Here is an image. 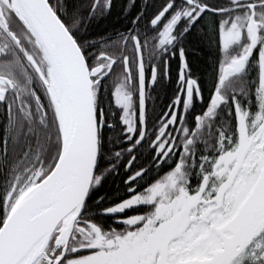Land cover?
I'll use <instances>...</instances> for the list:
<instances>
[{
    "label": "snow or ice",
    "instance_id": "obj_1",
    "mask_svg": "<svg viewBox=\"0 0 264 264\" xmlns=\"http://www.w3.org/2000/svg\"><path fill=\"white\" fill-rule=\"evenodd\" d=\"M115 6L0 0V264H264V0Z\"/></svg>",
    "mask_w": 264,
    "mask_h": 264
},
{
    "label": "trees",
    "instance_id": "obj_2",
    "mask_svg": "<svg viewBox=\"0 0 264 264\" xmlns=\"http://www.w3.org/2000/svg\"><path fill=\"white\" fill-rule=\"evenodd\" d=\"M156 0H149L148 4L145 3L144 0H135L137 6L143 9L146 5H151ZM219 3H226L227 0H216ZM115 8L112 11V14L106 19L99 21V25L102 28H107L109 31L112 30H123L129 23L128 17L129 13H134L136 11L135 8H128L129 0H114ZM95 30V26H94ZM189 60L193 63V65L199 69L198 74L204 75L207 78V74L210 73L213 65V57H214V47L211 46L207 39L202 37H198L194 43L189 47L188 50ZM177 61H171V70L172 76L175 77L176 74ZM174 88V84L171 81H166L164 85H162L158 89V97L156 100L157 111L160 110L167 102L168 96L170 95V89ZM153 95H157V93H153ZM147 155V153H145ZM155 175V173H153ZM120 177L117 176L114 180H110L108 184V188L114 191L117 187H121Z\"/></svg>",
    "mask_w": 264,
    "mask_h": 264
},
{
    "label": "flooded vegetation",
    "instance_id": "obj_3",
    "mask_svg": "<svg viewBox=\"0 0 264 264\" xmlns=\"http://www.w3.org/2000/svg\"><path fill=\"white\" fill-rule=\"evenodd\" d=\"M144 1H145L146 4H148V1H149V0H144Z\"/></svg>",
    "mask_w": 264,
    "mask_h": 264
},
{
    "label": "bare ground",
    "instance_id": "obj_4",
    "mask_svg": "<svg viewBox=\"0 0 264 264\" xmlns=\"http://www.w3.org/2000/svg\"><path fill=\"white\" fill-rule=\"evenodd\" d=\"M129 8V7H128Z\"/></svg>",
    "mask_w": 264,
    "mask_h": 264
}]
</instances>
